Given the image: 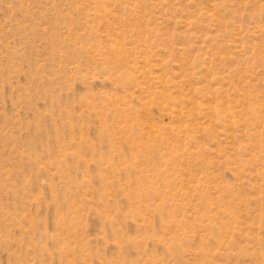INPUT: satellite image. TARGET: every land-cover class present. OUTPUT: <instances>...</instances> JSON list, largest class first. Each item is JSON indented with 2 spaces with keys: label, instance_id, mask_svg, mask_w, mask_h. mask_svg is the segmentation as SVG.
Masks as SVG:
<instances>
[{
  "label": "rangeland",
  "instance_id": "rangeland-1",
  "mask_svg": "<svg viewBox=\"0 0 264 264\" xmlns=\"http://www.w3.org/2000/svg\"><path fill=\"white\" fill-rule=\"evenodd\" d=\"M0 264H264V0H0Z\"/></svg>",
  "mask_w": 264,
  "mask_h": 264
}]
</instances>
